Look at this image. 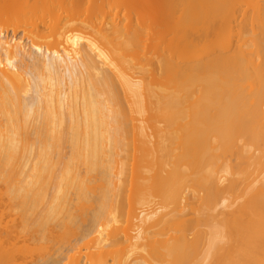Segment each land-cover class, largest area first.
Masks as SVG:
<instances>
[{
	"label": "bare ground",
	"instance_id": "bare-ground-1",
	"mask_svg": "<svg viewBox=\"0 0 264 264\" xmlns=\"http://www.w3.org/2000/svg\"><path fill=\"white\" fill-rule=\"evenodd\" d=\"M0 264H264V0L0 2Z\"/></svg>",
	"mask_w": 264,
	"mask_h": 264
},
{
	"label": "rangeland",
	"instance_id": "rangeland-1",
	"mask_svg": "<svg viewBox=\"0 0 264 264\" xmlns=\"http://www.w3.org/2000/svg\"><path fill=\"white\" fill-rule=\"evenodd\" d=\"M2 1H4V0H0V2L2 3ZM5 1H24V0H5ZM32 1H35V0H32Z\"/></svg>",
	"mask_w": 264,
	"mask_h": 264
}]
</instances>
